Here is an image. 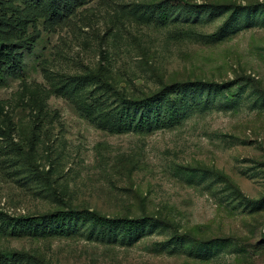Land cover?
Segmentation results:
<instances>
[{
  "label": "rangeland",
  "instance_id": "374dc122",
  "mask_svg": "<svg viewBox=\"0 0 264 264\" xmlns=\"http://www.w3.org/2000/svg\"><path fill=\"white\" fill-rule=\"evenodd\" d=\"M250 12L190 24L168 0H0V212L165 220L116 241L91 222L70 237L0 233V253L25 264H264V12ZM229 23L215 44L190 35ZM196 80L231 87L203 93L172 129L106 124L120 94ZM88 102L90 117L78 105Z\"/></svg>",
  "mask_w": 264,
  "mask_h": 264
},
{
  "label": "trees",
  "instance_id": "16d2710c",
  "mask_svg": "<svg viewBox=\"0 0 264 264\" xmlns=\"http://www.w3.org/2000/svg\"><path fill=\"white\" fill-rule=\"evenodd\" d=\"M176 9L184 7L187 12V21L190 24L200 23L204 13L222 15L227 12L238 13L244 11L250 13L264 12V4L255 7H240L232 4L219 5L206 3L196 5L184 0H168ZM249 13V14H250ZM177 16L176 19H178ZM233 23L226 24L217 33L212 35H201L191 32V37L208 43H218L229 35V30L233 29ZM89 79L95 78L96 74L89 73ZM231 84H212L200 80L175 83L166 86L152 96L142 99L132 98L125 94H120L118 102L111 105L108 114V126L111 130L119 133H151L158 130L174 128L180 125L195 108L200 107L203 101L200 100L203 93L212 92L218 88H230ZM85 104V105H84ZM78 104L81 111L87 114L86 107H98L96 102ZM94 223L96 227L91 232L93 235L98 230V237L102 241L123 240L126 237L137 239L141 234H145L150 228L163 227L165 220L143 216L141 218L130 217H107L95 211L88 210H64L56 211L43 216L35 217H11L0 212V233L12 237L32 236L37 237H70L78 233L79 227L86 226L87 223ZM183 238H180L182 240ZM206 245H212L208 243ZM30 257L22 253L1 254L0 264H25L29 263Z\"/></svg>",
  "mask_w": 264,
  "mask_h": 264
}]
</instances>
